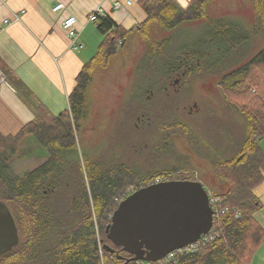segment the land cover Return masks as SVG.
Masks as SVG:
<instances>
[{
	"label": "trees",
	"instance_id": "obj_1",
	"mask_svg": "<svg viewBox=\"0 0 264 264\" xmlns=\"http://www.w3.org/2000/svg\"><path fill=\"white\" fill-rule=\"evenodd\" d=\"M210 1L188 0L181 6L176 0H139L146 19L130 30L99 16L95 23L103 39L77 74L68 109L53 116L38 103L36 120L15 134L0 132V202L8 206L19 236L18 245L0 257V264H250L252 252L264 245V228L254 216L262 208L254 190L264 181V151L260 146L264 139V48L236 65L249 52V43L236 38L246 37L248 32L228 18L209 22L208 40L202 43L207 51L197 45L185 46L186 50L176 56L168 50L171 39L156 42L150 34L154 26L171 31L184 22L206 17ZM252 12L253 34L264 35V0H252ZM133 32L151 43L140 68L163 77L145 80L150 87L143 91V98L127 102L128 111L133 112V102L142 99V107L149 109V90L154 93L150 99L160 95L162 103L150 107L152 114L159 116L156 130L174 129L203 153L191 127L180 119L174 106H168V99L172 96L175 100L176 96H167L162 88L168 75L186 69L183 87H188L193 76L219 77L228 104L237 107L246 121V135L236 153L212 163L216 182L228 189L224 193L206 190L211 198L218 199L211 232L207 233L211 239L196 252H174L170 260L153 263L135 260L115 246L106 238L105 229L119 203L133 192L157 182L199 181L188 157L171 155L174 144L164 136L146 151L147 156L152 154L148 165H156L150 171L145 167L149 162L128 160V156L125 161H113L114 157L103 154L92 160L79 155L77 143L95 70L106 67ZM170 117L176 118L174 125ZM31 139L45 155L37 158L40 165L21 176L14 169V161ZM166 156L171 162L162 165ZM74 164L76 173L71 178L68 168ZM128 188L132 190L127 192Z\"/></svg>",
	"mask_w": 264,
	"mask_h": 264
},
{
	"label": "rangeland",
	"instance_id": "obj_2",
	"mask_svg": "<svg viewBox=\"0 0 264 264\" xmlns=\"http://www.w3.org/2000/svg\"><path fill=\"white\" fill-rule=\"evenodd\" d=\"M216 1L217 3H215ZM251 4L252 0H211L207 6L206 17L184 22L171 31L154 26L151 28L150 34L156 42L171 39L168 50L172 49V52L176 56L186 50L185 46L197 45L199 49L207 51L206 45L202 46V43L208 40L209 28L207 26L209 22L211 20L228 18V20L238 24L248 32L246 37L236 38L237 41H247L249 43V52L236 64L239 65L241 62L244 63L243 61L246 62L257 55L264 48L263 33L253 34V12L249 8ZM218 12H224L225 15H219L217 14ZM150 45L151 43L142 38L139 33L133 32L125 46L120 48L110 59L108 66L105 69H98L94 73L92 83L87 92L88 108L86 119L83 122L82 132L80 130L81 134L79 133L77 137L79 155L82 153L92 160L100 159L103 154L109 155L111 158L118 157L119 159H124L123 155L126 156L131 150L128 140L131 141L133 139L132 136L124 139V145L121 148L112 145L109 138H112L118 132L116 126L120 122L116 119L113 126L107 130L106 126L109 124V119H111L107 115L109 114V110L115 107V99L121 93L123 85L127 87V91H125L123 97L125 100L130 99V92L133 94V98L130 100L141 99L143 98V91L150 87V84L145 83V80L153 76L157 80L159 75H161L158 72L153 74L149 72V69L142 70L140 68V64H142L145 55H147L146 50ZM141 71L145 74H140ZM218 82L219 77L216 76H204L201 78L193 76L187 82L189 84L187 88L190 91L188 93L190 97L187 100L189 102H185V98L180 99V95H174L179 99V107L183 104H197L198 112L196 114L188 117L185 114L179 113V117L191 127L192 134L201 141L203 153H199L196 148L190 145V141L184 138L178 141V148L176 145L175 147L176 153L179 155H185L188 152L186 150L187 144L193 149L189 148V151H194L196 155L193 152L192 154L197 158L191 160L189 156L190 166L196 171L197 178L199 181H202V185L209 192H220V188L213 185V161L215 159H227L234 155L246 135V121L244 117L237 107L228 104L223 89ZM168 100L171 101L168 106L173 109L171 104L177 102V100H174L172 96ZM165 109H168V107ZM131 113L132 111H127L125 115L124 111L121 114L122 124L120 127L122 126L124 133L128 131L127 120L129 119L130 121L131 117H128ZM105 133L107 136L103 141H99L97 144H94L93 140L91 141L93 134L101 135L102 137L105 136ZM134 140H132V143ZM146 150L149 149L146 148L142 151L137 162L147 163V159L152 154L149 152L147 156ZM44 151L34 139H31L26 145L22 146L21 152L14 161V169L17 174L22 176L40 165L41 160L37 158L40 156L44 158ZM168 162H171V158H163L162 165ZM155 166L145 165L146 169L150 171H153ZM68 172L71 178L75 175V164L68 168ZM131 190L132 188H128L126 191L130 192ZM250 264H264V245L259 246L252 252Z\"/></svg>",
	"mask_w": 264,
	"mask_h": 264
},
{
	"label": "crops",
	"instance_id": "obj_3",
	"mask_svg": "<svg viewBox=\"0 0 264 264\" xmlns=\"http://www.w3.org/2000/svg\"><path fill=\"white\" fill-rule=\"evenodd\" d=\"M112 1L0 0V73L4 78L0 82V132L15 134L36 120L38 103L53 116L68 109V96L75 87V78L103 39L96 23L88 19L92 12L100 9L103 16L124 30L134 29L146 19L139 0L120 9H114ZM176 1L181 6L188 3V0ZM56 2H62L64 10L52 13ZM217 14L225 15L224 12ZM14 15L19 16V21L14 22ZM68 16L76 19L81 45L77 50L69 49L62 29L61 23ZM260 146L264 151V139ZM213 185L220 188L217 193L228 189L227 185L218 184L215 177ZM254 193L262 202V208L254 216L264 228V181Z\"/></svg>",
	"mask_w": 264,
	"mask_h": 264
},
{
	"label": "water",
	"instance_id": "obj_4",
	"mask_svg": "<svg viewBox=\"0 0 264 264\" xmlns=\"http://www.w3.org/2000/svg\"><path fill=\"white\" fill-rule=\"evenodd\" d=\"M213 224L209 194L200 181H164L123 199L106 227V238L142 262H158L195 243ZM19 243L8 206L0 202V257Z\"/></svg>",
	"mask_w": 264,
	"mask_h": 264
},
{
	"label": "flooded vegetation",
	"instance_id": "obj_5",
	"mask_svg": "<svg viewBox=\"0 0 264 264\" xmlns=\"http://www.w3.org/2000/svg\"><path fill=\"white\" fill-rule=\"evenodd\" d=\"M176 70V69H175ZM174 71V70H173ZM185 72L186 69H179V72L174 71L173 74L168 75V78L166 80V85H164L163 91H165V94L167 96L171 95H180V99H186L185 102H189L187 101L188 98L190 97L188 95V93L190 92L188 88L183 87L184 86V80L183 78L185 77ZM125 91H127V87H125V85L122 86L121 88V93L117 95V98L115 99V107H112L109 110V114L107 116H109V124L106 126V129L108 130L110 127L113 126V123H115V120L117 119L118 122H120L116 128L118 130L117 133L114 134V136L112 138H109V140H111L112 145L118 146L120 145V148L124 145V139L129 138L130 136L133 137L134 142L132 143V140H128V144L129 146H131V150L128 152V154H126V156H128L130 159L128 160H137L139 155H141L142 151L148 147L154 146L157 143H159L160 139H165L164 136H166L167 138H169L171 140V142L174 144V148L176 150V147L178 148V141H180V139L182 140L183 138L185 140H187L185 137L180 136L179 133L174 130L171 129L170 131H164V132H158L156 130V126L158 121L156 120V118H158L159 116H154L152 114L153 110L150 109L151 106H159L162 103V99L160 98V95L156 97V99H150L151 96L154 95V93L149 90V96L146 100V102L148 101L149 105V109L146 107H142V104L140 103H145V101L139 100V101H134L132 107L133 112L131 113V115L128 117L130 118L127 120L128 121V131L127 132H123L122 130V126L120 127V125L122 124L121 121V114H123V112L125 111V115L127 114V102L131 101V100H125L123 97L125 95ZM133 94H131L130 92V97ZM176 99L178 100V97L176 96ZM137 104V105H136ZM152 104V105H151ZM178 105H180V103H178ZM176 106V102L172 103V107L174 106L175 109H178L177 111L181 114H185L188 117H191L192 115L196 114L198 112V107L196 103H192L191 105L187 104H183L181 107ZM134 110H136L134 112ZM171 119V125H174L176 123V118L175 117H170ZM99 124V123H98ZM98 126V125H97ZM96 126V128H97ZM106 130V131H107ZM153 130V131H152ZM154 132V133H152ZM156 134V135H154ZM122 135V136H120ZM125 137H124V136ZM153 135V136H152ZM106 133L105 136H98L96 134H93V136H91V141L93 140L94 144H97V142L99 141H103V139H106ZM152 136V137H151ZM137 142V143H136ZM176 145V147H175ZM189 148H191L188 144L186 145V150L188 151L187 153H185V155L191 160H195V158H197L196 156H194L192 154V152L195 154L194 151L191 152V150H193L191 148V150L189 151ZM173 149V154L171 155H175L177 154L176 151ZM147 151V150H146ZM156 151V150H154ZM121 154H123L122 151H120ZM196 155V154H195ZM125 155H123L124 159H119L118 157H115L113 159V161H125L127 160V157ZM168 158L170 159L168 156L165 157V159ZM174 158V157H172ZM147 164H151L150 159H147ZM203 162V161H200Z\"/></svg>",
	"mask_w": 264,
	"mask_h": 264
},
{
	"label": "built area",
	"instance_id": "obj_6",
	"mask_svg": "<svg viewBox=\"0 0 264 264\" xmlns=\"http://www.w3.org/2000/svg\"><path fill=\"white\" fill-rule=\"evenodd\" d=\"M132 3H133V0H113L112 1V6H113L114 9H120L123 6L132 5ZM63 10H64V4L62 2H56L53 5V7H52L51 12L52 13H59V12H61ZM99 16H103V15H102L101 10L97 9V10H95L94 12H92L89 15L88 19H89L90 22L95 23ZM17 21H19V16L14 15V22H17ZM5 23H7V21H5ZM61 25H62L63 31L65 32V34H66V36L68 38L69 49L70 50H77V49L81 48V45L79 44V41H78L79 32L76 29V19H75V17L74 16L66 17L62 21ZM3 81H4V78H3L2 74L0 73V82H3ZM217 201H218L217 198L213 199V198H211L209 196V205H210V208L213 211V217L215 216V213H216V209H217L216 208V203H217ZM210 239H211V237H208L207 234L206 235H202L195 243L189 244V245H187V246H185V247H183L181 249L175 250L174 252H182V251L191 252V253L196 252L201 244L208 242ZM174 252H172V253H174ZM172 253H170L167 256H165V258L162 259V260H165V259L170 260L173 257Z\"/></svg>",
	"mask_w": 264,
	"mask_h": 264
}]
</instances>
